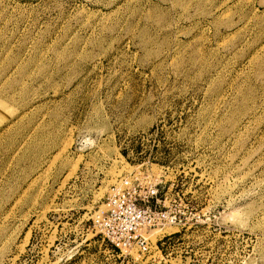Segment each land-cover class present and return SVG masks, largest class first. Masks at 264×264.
<instances>
[{"label": "rangeland", "instance_id": "rangeland-1", "mask_svg": "<svg viewBox=\"0 0 264 264\" xmlns=\"http://www.w3.org/2000/svg\"><path fill=\"white\" fill-rule=\"evenodd\" d=\"M125 176L148 253L93 227ZM0 264H264V0H0Z\"/></svg>", "mask_w": 264, "mask_h": 264}, {"label": "built area", "instance_id": "built-area-1", "mask_svg": "<svg viewBox=\"0 0 264 264\" xmlns=\"http://www.w3.org/2000/svg\"><path fill=\"white\" fill-rule=\"evenodd\" d=\"M158 196V183L143 185L131 177H120L92 217L93 227L122 254L133 248L148 253L152 248L149 231L176 224L175 215L154 206Z\"/></svg>", "mask_w": 264, "mask_h": 264}]
</instances>
